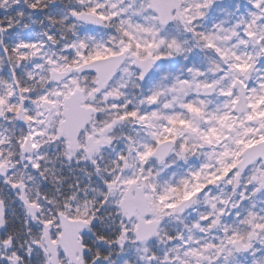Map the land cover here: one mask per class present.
Listing matches in <instances>:
<instances>
[{"label": "snow or ice", "instance_id": "6c2138e0", "mask_svg": "<svg viewBox=\"0 0 264 264\" xmlns=\"http://www.w3.org/2000/svg\"><path fill=\"white\" fill-rule=\"evenodd\" d=\"M0 264H264V0H0Z\"/></svg>", "mask_w": 264, "mask_h": 264}]
</instances>
